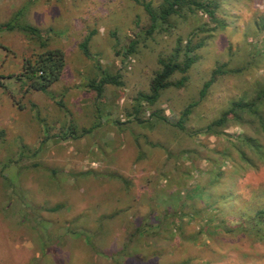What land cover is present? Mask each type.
<instances>
[{
    "label": "rangeland",
    "instance_id": "374dc122",
    "mask_svg": "<svg viewBox=\"0 0 264 264\" xmlns=\"http://www.w3.org/2000/svg\"><path fill=\"white\" fill-rule=\"evenodd\" d=\"M263 15L264 0H221L225 29L202 33L217 24L199 14L148 37L135 0H0V26L43 33H0V77L46 50L66 62L47 92L14 78L0 86V264H264V164L236 148L254 130L205 133L264 64L221 77L184 131L154 117L178 123L219 64L245 65L249 44H263ZM181 38L206 40L189 81L140 103ZM106 71L122 85L99 98L88 85Z\"/></svg>",
    "mask_w": 264,
    "mask_h": 264
},
{
    "label": "trees",
    "instance_id": "16d2710c",
    "mask_svg": "<svg viewBox=\"0 0 264 264\" xmlns=\"http://www.w3.org/2000/svg\"><path fill=\"white\" fill-rule=\"evenodd\" d=\"M141 5L149 17L150 27L144 33L151 37L155 32H168L173 26V21L177 18L187 20L191 16L202 14L209 18L217 27L203 32H213L216 29H225L227 23L220 19L221 0H159V4L154 6L153 2L147 0H135ZM22 13L19 11V14ZM17 13V15L19 16ZM254 25L258 32L264 33V15L255 19ZM20 30L30 38H42L43 33L38 28L29 24H20L16 20L14 23H7L0 26V33L4 31ZM205 38L195 42L193 38L188 41L179 39L174 51L167 57L159 59L160 70L155 74L150 90L147 94H140L139 102H146L155 105L161 98L163 92L171 88H183L189 81L188 73L199 61L198 51L205 46ZM137 42L130 45V53L135 50ZM46 44H43L45 47ZM248 62L236 68L230 67L229 63L219 64L212 72L210 80L207 81L200 92L198 102L190 104L181 114L179 122L173 124L166 116L154 114L158 123L172 124L181 130H185V124L192 115L199 102L204 100L212 86L226 75H241L246 70L261 69L264 64V39L262 46L258 44H249L246 51ZM66 67L64 53L59 49L46 50L34 57L25 60L22 72L18 75L0 77V86H3V79H16L25 81L29 91L47 92L63 76ZM176 77H180L176 79ZM121 75H112L104 72L100 79L89 83L90 90L95 91L99 98L105 92L109 85L121 86ZM251 93H246L239 100H234L221 116L208 125L205 133L211 136H219L225 127L232 122L242 127L251 126L254 130V136L246 134L243 140L237 143L236 148L240 151L244 161L252 164L248 158V152H252L257 159L264 164V77L254 81L251 86ZM138 111V110H137ZM138 113V112H136Z\"/></svg>",
    "mask_w": 264,
    "mask_h": 264
}]
</instances>
